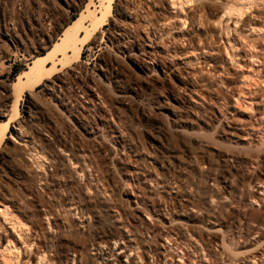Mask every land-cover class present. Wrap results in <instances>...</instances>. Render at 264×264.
<instances>
[{"label": "rangeland", "instance_id": "1", "mask_svg": "<svg viewBox=\"0 0 264 264\" xmlns=\"http://www.w3.org/2000/svg\"><path fill=\"white\" fill-rule=\"evenodd\" d=\"M124 1L113 0L107 14L102 0H0V85H5L0 88V114H4L0 115V133L5 135L3 141L0 135V203L8 201L5 206H9H0V234L6 237L0 244V264H48L49 254L47 260H38L43 257L40 253L46 243L42 241L45 247L41 250L33 245L42 240L35 238L30 224L34 199L52 204L53 214L61 215V199L73 194L88 205L92 220H112L113 210L121 213L123 222L136 220L133 230L139 245L135 248L140 252L147 243L172 247L163 240H178L168 232L183 223L177 220L172 224L158 217L161 212L151 205L152 199L155 204L159 201L161 206L173 208L170 214L175 219L185 209L183 203H191L188 213L199 220L219 221L220 226L211 225L209 233L198 224L205 235L215 234L225 241L223 249L220 244L216 251L212 249L214 254L223 252V258L216 257L217 264H264V177L257 176L260 169L264 173V0H180L183 4L178 0H128L125 14L133 19L121 15ZM173 4H182L184 13L201 7H207V14L212 7L221 9L207 15L210 23L224 15L221 39L218 31L210 28L207 42L220 48L223 67L229 75L213 74L207 67V76L198 74L196 84L190 74L175 70L174 63L180 59L193 70L201 67L195 60L200 51L182 58L175 56L173 64L167 60L171 72L159 65L161 62L157 64L143 55V51H152L150 47L157 42L165 47L171 41L169 47L176 43L172 48L192 51L183 39V33L190 30V20L187 26L180 27L184 21L177 16L183 15ZM229 7L235 11L227 16L225 9ZM160 13L170 19L158 24L154 18ZM78 19H86L82 38L93 35L82 47L79 59L69 53L65 64L47 63L57 70L52 77L18 85V77L30 71L37 59L48 60L65 31ZM96 20L97 27L92 24ZM197 28L195 34L202 32L200 26ZM160 52L162 56H156L159 59L172 54ZM204 80L207 87L202 86ZM190 81L198 87L194 92L188 89ZM231 112L241 130L237 135L244 141L232 139L221 121L220 113ZM117 136L122 137L121 143ZM124 161L142 168L153 179L151 190L155 195L149 194L148 181L142 182L141 175L130 178L133 169L123 166ZM81 170L84 175L79 174L76 187L48 185L52 176L75 179ZM85 183L91 188V201L81 194ZM170 186L189 203L175 205L174 200H169L164 192ZM124 191L132 192V196L128 198ZM3 210L24 222L29 229L28 239L20 227L13 231L14 222L9 223L10 217H4ZM71 216L75 217L62 215ZM140 230L142 236L138 234ZM49 232L57 234L52 229ZM180 233L185 239V231ZM58 235L71 238L66 228ZM229 247L239 253H229ZM173 248L164 253L168 263L188 264L187 260L193 258L190 252L186 254V247L182 253ZM88 251L91 257L96 255L91 247ZM7 252L13 260L5 259L10 258ZM121 254L117 258L121 259ZM170 256L175 261L171 262ZM133 257L131 253L129 259ZM198 262L196 259L195 264Z\"/></svg>", "mask_w": 264, "mask_h": 264}, {"label": "bare ground", "instance_id": "2", "mask_svg": "<svg viewBox=\"0 0 264 264\" xmlns=\"http://www.w3.org/2000/svg\"><path fill=\"white\" fill-rule=\"evenodd\" d=\"M112 1L113 0H102L103 4H105L103 8L104 9L105 8L108 9L107 14L109 13V10L111 8ZM126 2H128V0H125L123 2L125 5L122 6V9L120 8V13H121V15L123 17H127V15L125 14V9H126V5L128 3L126 4ZM136 2H134V3H136ZM148 2H150V1H148ZM148 2H146V3H148ZM173 2H175V1H173ZM141 3H143V2H141ZM152 3H155V2H152ZM178 3H182V1L180 2V0H178ZM137 4H139V3H137ZM137 4H136V6H137ZM182 4H179V5L178 4L177 5L173 4L172 7H176L177 9L179 8L181 10V14L183 16L181 17V15L180 16L178 15L177 17H178L179 20H181V21L183 20L184 22L182 21L183 23L180 24V27L184 26L185 24L187 26V23H188L187 20L188 19L190 20V22H189L190 30H189V32L185 31L186 32L185 34L183 33V39H184V41L186 40V41L189 42V44L191 45L190 48H191L192 51L191 52L190 51L189 52H185V51L182 52V51H179L175 47L172 48L173 45L176 46V43L172 44L171 47H169L168 45L171 44L170 40H169L170 42H168L169 44H167V45L163 44V45H165V47H161V46L157 45L158 42L156 41L157 43L154 42L155 46L152 45V47H150L152 49V51H143V55L147 56L148 58H150L151 60L155 61L156 63L158 62L157 64H159V62H161V64H159V65H162L163 67L167 68L170 71V68L167 67V65H166L167 60L170 61L169 63L173 64L175 62L174 61V57L175 56H180L182 58V56H186L187 53L188 54L189 53H193L194 54V52H199L200 51V54L195 58V60L199 64L202 65L201 67L199 66V68H197L196 70L195 69L193 70V69L189 68V66H188L189 63H186V62L182 61L183 59L182 60L180 59V62L177 61L178 64L174 63V66L176 67L175 70H178V69L184 70L185 74H190L191 75V77L193 79L192 81H194L196 84H197V81L195 79H196V76L198 74L207 76V70H209V69H207V67L211 68V73H213V74H219V75L220 74H222V75H227L228 74L229 75V73L226 72L227 70L223 67V62H222L223 59H221V50H220V48L211 47L209 42H207V40H208L207 39V29H210V28L216 29L218 31V36L221 39V35H222V32L224 31V27H225V24H226L225 19L223 21V18H224L223 16L224 15L222 14L223 16L221 15L222 17H219V19L216 20L214 23H210L209 20L207 19V15L209 16V15H211L214 12H219V10L221 12V9L212 7L210 9V12L207 14V12H206L207 11V7H201V8L190 9V12L184 13L183 12L184 10L182 8ZM148 5L149 4H147V6L146 5L145 6L147 8H150V5L149 6ZM140 6H143V5H140ZM229 8L225 9L226 11H228V15L227 16H229L231 11H235V10H233V9H235L234 7H233V9L232 8L229 9ZM142 10H144V9H142ZM240 11H242V10H240ZM101 12L103 13V11H101ZM226 14H227V12H226ZM233 14L234 13H232V15ZM104 15H106V13L105 14L103 13V16ZM151 15L153 16V14H151ZM237 16H239V15L237 14ZM144 17H146V16H144ZM154 17H155V15H154ZM127 18L133 19L131 16H128ZM147 18H149V17H147ZM154 19H155V21H158V24H159V22H161V21L162 22H166L170 18L167 17L165 13H160L159 15H156V17ZM84 20L83 19H78L76 22H74V24L72 25V27L70 29H67L65 31L61 41L56 44L55 52L48 58V60H45L47 57L39 58V59H37V61H35V63L31 67L30 71L22 73L17 79V83L20 82L18 85H20L21 83H26L28 85V84H30V82H32L34 80L41 81V80H45V79H48V78L52 77L53 75L56 74L57 70L54 67H49V65H47V63L49 64L51 62H54L55 64L59 65L58 61H61L62 64H65L70 59L69 53H73V55H74L73 58L79 59L82 47L87 42H89L90 39L93 37V35H92L91 38L89 37L90 39L87 37L86 40H84L85 38H82V34L84 32V28L86 29V27H85L86 19H84ZM97 20L93 21L95 23H92L95 27H97L96 26L97 25L96 23L98 22ZM152 20H153V18H152ZM154 24H156V22ZM94 26L92 27V29L94 28ZM197 26L201 27V31L202 32H200L198 34H195L196 29H198ZM88 31H90V29ZM96 32L97 31L95 30V33ZM90 33L91 32H89L88 36L89 35L91 36L92 33L91 34ZM9 35H11V34H9ZM148 40H150V38H148ZM175 40L176 39H174L172 41L175 42ZM182 40L180 39V41H182ZM184 41L181 42L180 44H184ZM127 44H128V42H127ZM194 46H196V47H194ZM132 48H133V46L130 45L129 49L132 50ZM226 50H225V52H226ZM160 51H162V52H164L166 54H170V53H172V54L168 55V57H166L164 59L160 58L161 59L160 60L159 58L156 57L157 55H160V57L162 56V54H160L161 53ZM227 51H228V53L226 52V54L229 55V50H227ZM62 55L64 57L60 58ZM199 64H197V66ZM193 66H195V65H193ZM201 83L203 84L202 86L207 87V81L204 80ZM4 86L5 85L2 84V85H0V88H4ZM195 87L198 88L197 86H194L193 83H191V81H190L188 89H190L191 91L194 92V91H196ZM12 88L13 87L11 86L10 90H12ZM52 88H54V87H52ZM6 89L9 90L7 85H6ZM50 90L53 91V89H50ZM200 93H201V91L199 89V94ZM190 96H192V95H190ZM194 97H197V96H194ZM200 97H201V95H200ZM7 99H8V97H7ZM7 99H6V101H7ZM190 100H191V98H190ZM191 102L194 103L193 100H191ZM3 108H4L3 110L6 111V108H7V104L6 103L3 105ZM0 115L3 116L4 114L1 113ZM220 115L223 117V120L221 119V121L223 122L224 127L229 131V133H228L229 136L232 137V139H238V141L239 140L240 141H244V139H240L238 137L239 135H237L238 132L241 131V130H240L239 126L237 125L236 121H234V119L231 118V116H233L234 113L231 112L230 114H228L230 117L226 113H224V114L220 113ZM221 121H220V123H221ZM19 125H20V123H19ZM244 125H246V124H244ZM17 127H19V126H17ZM2 128H3L2 125H0V132L2 131ZM19 128H21V127H19ZM92 132L93 131H91V134L94 135L95 132H93V133ZM0 135H1V140L3 141V139L5 138V135H4V133H0ZM236 135H237V137H236ZM116 139H119L120 143H121V139H122L121 136H117ZM2 155H3L2 152H0V159L3 160ZM139 158H141V157H139ZM121 164L123 166H125V167L130 166L125 161L121 162ZM79 167H80V165H79ZM131 168L133 169V170H131L133 175H130V178L132 177L131 179H133V177L136 178L138 175H141L143 177L142 178V180H143L142 182H144L145 184L148 183L147 184L148 188H150L148 190L149 194L150 195H155L154 192H153L154 190L153 191L151 190V187H153L152 186L153 179L150 180L148 178V174L145 175V171H142V168H140V167H138L136 165H132ZM83 170H81L80 173H76V178H75L76 180L71 178V177L70 178H63V177L59 178V177L52 176L49 179L47 178L50 181V184L48 183V185L56 186V187H60V188L62 187V189H63V187H66L69 184H74L75 181L79 182V178L81 179L79 174H81V175L83 174L84 175V171ZM259 175L264 177V173H263V171H261V169L259 170V173H257V176H259ZM77 178H78V180H77ZM156 178H157V176H156ZM224 184H226V181H224ZM74 185L76 187V184H74ZM77 187H79V185ZM81 187L83 188L84 192H82V193L80 192V193L81 194H83V193L85 194L84 196H86V201H91V199L88 197V195L91 192V188L89 187V184L85 183V184L81 185ZM48 189H49V187H48ZM166 189L167 190L164 192V194L168 195L169 200H171L172 202L174 200V204L176 203L177 205H182L181 204L182 201L187 202L182 197H179L177 192H174L173 187L170 186V187H168ZM68 192H70V191H68ZM132 192L129 193V192H125L124 191L123 193H124V195H126L129 198L130 196H132ZM91 194H92V192H91ZM79 197H80V195H79ZM139 197H140V195H139ZM33 198H35V197H33ZM93 198H94V196H93ZM208 198H210V197H208ZM224 198H225V196H224ZM135 199H138V198L135 197ZM214 199H215V197L212 196L211 200L213 201ZM61 200H62L61 202H63V204L61 205V208H62V212L60 213L61 215L53 214V212H52L53 210L51 211L52 204H50L48 202H45V201H41V200L39 202L37 198L34 199V202H33V205H32L33 208H32V210L30 212V216H31L30 220H32L31 223H30L31 224V229L35 233L34 234L36 236L35 238H37V239L41 238L42 239V240H40L39 243H35L34 244V242H33V245H35V247L38 250H41V249H43L45 247L43 245L42 241H44L46 243V247L40 253V254H42L41 256H43V257L40 259V256H39L38 260H42V259H46L47 260L46 254H49L48 264H141V263L142 264H170V263L167 262V257H166V255L164 253L166 251H170L173 247H175L176 248L175 250L178 251V252L179 251L181 252L182 248L186 247V250L188 251V253H186V254H189V252H190V254L193 255L192 259L187 260L188 264H195L196 259L199 260V262L197 264H204V262L206 263L207 261H209L211 264H217L216 257L219 256V257L223 258V252L221 250L218 251L217 254H214L212 249H214L216 251V246H218V244H220V246L223 249L225 247V241L222 240L221 238L219 239V237L215 236V234L213 236L209 235V234L205 235L201 230L198 229V227H200L198 224H201V225H203V229H205L204 232L209 233L210 229H211L210 228L211 225H212V227L220 226L219 221L218 220H199V218L197 216H194V215L188 213L189 211L187 212V209L190 208V207H193L192 204L189 203V201L187 202V203H189L187 205L182 202L185 205V206L184 205L183 206H184V208L186 210L185 209L183 210V208L181 207L182 208V209L180 208L181 211H179V213H177L178 215H176L178 217V219H175L174 217H172V214H170L171 213V209H173V208L170 209V207L168 205H166V204L161 206V204H158L159 201L158 202L156 201L157 204H158L157 205V204L154 203V201L152 199V202L154 204L152 203L151 205L153 207H156V211L161 212L160 213L161 215L160 216L158 215V217L164 218L166 220V222H168V223L170 222L172 224H173V222H176L177 220L178 221H182L183 223H179V224L180 225L182 224L183 226H180L178 224L180 227L179 226L178 227L174 226L175 227L174 230L171 231V229H170V232H168V235L172 234L173 236H178V240H176L175 238L171 240V239H169L170 237L163 240L164 243L167 242V241L172 243L173 244L172 247H170L168 245L165 247L166 244H163V243L162 244L160 243L158 245L157 244L153 245L151 243H149V244L147 243V245L144 246V247H146V248H144L145 250L142 248L143 246L139 247V249L142 248V251L140 252L139 250H136V248H135L136 245H139V243H138L139 240L136 239V236H135V233H134V230H133L135 225H136V222H135L136 220H127V221H125L126 223L123 222V220H121V217H122L121 213H119L117 210L116 211H114V210L112 211V213H113L112 220H110V219H107V220H104V219L100 220L99 219V220H97V219H95V217H94L95 220H92L93 217L90 216V211L88 209V205L86 203H83V201L80 198L79 199L76 198L74 196V194L73 195L63 196V198ZM92 200L94 201L96 199H92ZM96 201H98V199ZM7 202L5 204H7ZM5 204L0 203V206H5ZM145 204H147V203L145 202ZM5 207H9V206L6 205ZM5 207H4V209H5ZM146 209H147V212H149L148 208H146ZM3 212H4V217H6L7 219H9V217H10V220H8L10 224H12L14 222L12 224L13 227L11 225L12 229L14 228L13 231L16 228L20 227V229H19V230H21L20 232L24 233V235H26V237H27L28 235L26 233H27V231L29 229H27V226L24 224V222L21 221L20 218L14 217L11 213L7 212L6 210H3ZM57 213H59V212L57 211ZM68 214H70V215L73 214V215H75V217L74 216H71V218L62 217V215L66 216ZM146 214H148V213H146ZM169 216H171V217L168 219ZM51 217H53V220H50ZM212 218L217 219L216 216H213ZM7 219H5V220H7ZM211 221H216V222L211 223ZM151 225H152V223H151ZM149 226H150V224H149ZM65 228L67 230H69V233L71 235V238H69V239L65 238V236L62 237V236L58 235V231L61 230V229H65ZM153 228H154V226H153ZM51 229L53 230V232L56 231L57 234L56 235L54 233L53 234H49L50 233L49 231ZM150 229H152V228H150ZM181 231H185V233H186V238L185 239H183V237L181 236V233H180ZM148 232H149V230H148ZM28 233H29V231H28ZM138 234H140L141 236L143 235L141 230H140V232H138ZM5 238L6 237L4 235L0 234V244L6 240ZM26 239H28V237ZM84 239H86L87 241H85ZM192 239L194 240L193 242L191 241ZM161 240H162V238H161ZM220 240H222V241H220ZM30 244L31 245H28V246H30V248H31L32 242H30ZM89 247H91L93 250L96 251V255L95 256L91 257L88 254ZM7 249H8V247H7ZM161 249L162 250L164 249V252H162ZM227 249H228L229 253H234V254L237 253V252H235L236 251L235 247H233V248L229 247ZM227 249L225 250L226 252H227ZM27 252H28V250H27ZM29 252H31V251H29ZM118 253H122L121 256H120L121 259L117 258ZM131 253L134 255V257L132 259H129ZM10 254H12V253H10ZM8 255H9V253H8ZM9 256H10V258L7 259V257H6L5 259L6 260L12 259L11 255H9ZM168 256H169V253H168ZM170 259H171L170 260L171 262L175 261V258L172 257V256H170Z\"/></svg>", "mask_w": 264, "mask_h": 264}, {"label": "built area", "instance_id": "3", "mask_svg": "<svg viewBox=\"0 0 264 264\" xmlns=\"http://www.w3.org/2000/svg\"><path fill=\"white\" fill-rule=\"evenodd\" d=\"M48 35V34H47Z\"/></svg>", "mask_w": 264, "mask_h": 264}]
</instances>
